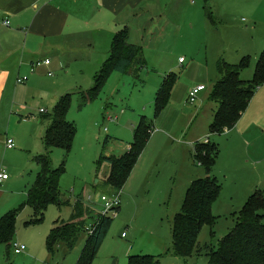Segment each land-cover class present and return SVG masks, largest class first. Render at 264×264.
Listing matches in <instances>:
<instances>
[{
	"label": "rangeland",
	"instance_id": "obj_1",
	"mask_svg": "<svg viewBox=\"0 0 264 264\" xmlns=\"http://www.w3.org/2000/svg\"><path fill=\"white\" fill-rule=\"evenodd\" d=\"M258 19L255 32L257 37L262 38L264 15H259ZM237 22L243 25L248 23L241 19ZM237 26V23L232 21L227 25V30H233ZM201 39L200 34L181 32L176 36L170 50L148 51L147 59L144 56L143 67L138 68L136 65L134 69L125 73L116 71L109 73L96 99L84 105L81 104L82 94L93 86L95 76L101 67L98 69L87 67L84 73L80 68L81 77L78 79H71L69 76L58 79L61 86L67 88L66 92H69L67 121L76 128L72 148L67 154L61 148H53L50 152L52 167H60L64 162V172L59 180L61 199L70 198L72 201L83 196L86 201V197L90 195L92 199L86 203L96 212H101L103 206L100 197L107 193V190H111L103 182L110 165L106 160L99 163L98 158L102 154L117 156L125 145L132 142L134 127L141 119L153 123V132L149 137L153 140L149 142V150L146 153L143 150L137 159L138 162L143 155L141 161L146 158L148 169L140 178L126 184L127 179L119 190L121 206L113 216L92 264L113 262L128 264V257L138 254L152 255L159 264H210L205 251L182 257L170 250V221L175 212L180 210L184 195V191L180 192L173 186V179L175 178L177 183L181 177L182 159L185 155L184 147L179 144L181 141L186 142L197 130L203 129L206 118L209 124L218 105L209 99L213 84L220 78L218 62L212 58L211 51L201 44ZM179 58L182 59L181 62ZM255 62V58L250 54V63L243 70L245 72L253 70ZM170 72L176 74L177 80L172 87L167 105L158 116H155V93L163 76ZM244 73L241 77L245 79ZM58 77L60 76L54 73L53 77L47 79L57 80L54 78ZM199 85H203L205 90L198 94L194 103H190L188 93ZM23 104L33 112L43 108L45 111L41 117L43 122H46L43 116H48L53 109L43 88L25 96ZM201 107L203 110L193 123L190 114ZM14 119L11 125L13 132L21 133L27 121L22 120L19 113ZM207 133L210 138L214 135L209 134L208 127ZM107 136L109 139L104 146L103 141ZM219 136L222 135H217L214 139ZM214 139L213 142L218 144L221 151L209 175L216 176L221 190L212 206V214L216 217L215 223L211 227L203 226L198 236L201 246L209 244L212 247H216L218 240L234 226L235 214L242 207L243 201L239 202L244 198L242 195L245 189L250 187L249 184L254 182L259 184V188L264 192V135L257 132L254 140H247L249 147L246 143L243 146L237 144L241 141L239 136L235 137L234 145L230 144L231 140L224 137ZM4 149L2 146L0 154L2 160ZM7 161H11L9 156ZM3 165L1 161V168L5 169ZM203 171L202 166L193 160V157L190 158L189 172L192 174L201 172L204 176ZM8 173L11 181L16 182L6 190L7 195L0 201V209L6 210L2 216L11 211L16 213L15 239H18V235L23 239L32 238L29 231H34L35 239L37 236L35 231L49 229L58 218L64 221L68 219L70 212L68 205L51 203L37 228L26 227L24 222L30 220L34 212L24 201L16 203L19 199L16 193L21 190L24 181L14 179L15 173L10 169ZM97 180L99 183L95 185ZM124 187L131 188L133 198L126 195ZM87 234V232L80 234L71 253L64 254L58 248L54 253L48 252V261L44 263L43 260V263L54 264L62 260L68 263L78 248H83ZM41 238L39 237L37 241L40 242ZM60 246L62 249L67 248L65 244ZM43 251L47 254L45 247ZM13 257L12 253L10 260ZM78 258L79 255L76 256L74 264Z\"/></svg>",
	"mask_w": 264,
	"mask_h": 264
},
{
	"label": "crops",
	"instance_id": "obj_2",
	"mask_svg": "<svg viewBox=\"0 0 264 264\" xmlns=\"http://www.w3.org/2000/svg\"><path fill=\"white\" fill-rule=\"evenodd\" d=\"M208 12L211 13V20L207 17ZM259 15H264V0H0V154L1 147H5L4 158L0 159V171L6 169L8 175L7 179L0 181V201L7 195L6 190L16 182L11 181L8 169L15 173L14 179L24 181L23 187L16 193L19 197L16 203L26 201L27 192L39 171L35 157L44 150L42 138L49 121L47 115L43 116L46 122L41 121L45 113L43 108L33 112L23 104L25 96L43 88L50 105L54 106L60 96L69 93L58 79L68 76L71 79H78L81 77L80 68L84 73L87 67L94 69L101 67L109 57L114 34L120 30L126 31L128 43L141 47L143 59L144 56L147 59L148 51L170 50L177 35L189 32L202 36L201 44L211 51L215 62L222 59L228 63H237L243 56L250 54L257 62L260 52L264 49V37H257L255 32ZM240 19L247 21V25L238 23ZM4 20L8 21L7 25L3 24ZM232 21L238 26L233 30H227V25ZM44 59H48L49 64L41 65L31 72L32 63ZM181 60L179 58L180 62ZM244 72V70L240 72V79L250 80L254 68ZM54 73L60 76L54 78L57 80L47 79L53 77ZM243 73L245 79L241 77ZM21 76H26L27 79L18 83L17 78ZM202 110L203 107L195 109L194 113L190 114L193 123ZM215 110H212L213 116ZM17 113L21 115L22 120L27 121L21 133L13 132L11 127ZM208 121L206 118L205 130L204 128L197 130L186 142L181 141L179 144L184 147L185 155L182 159L181 177L177 183L175 178L173 179V186L180 192L184 191L183 194L194 179L206 175L204 171L202 172L204 176L201 172L194 174L189 172L190 158L193 157L196 142L206 140L213 142L215 136L222 135L215 139L224 137L231 140L230 144L234 145L235 137L239 136L241 141L237 144L243 146L246 143L249 147L247 140H254L257 132L264 135V84L254 92L246 110L232 129L214 134L215 136L212 135L210 138L207 133L210 124ZM8 139L13 141L11 148L7 147ZM152 140L149 139L144 153L148 152L149 142ZM129 147L130 143L125 145L117 156ZM8 156L10 162L7 161ZM142 158L143 155L134 166L126 184L140 178L148 169L146 158L141 161ZM1 161L5 169L1 168ZM212 177L216 179L215 175ZM98 183L97 180L94 184ZM249 186L239 203H242L241 201L245 203L251 193L261 190L259 184L255 182ZM124 190L128 197H134L131 188L124 187ZM79 197L83 199V196ZM69 200L71 201L70 198ZM68 206L69 219L72 207ZM5 212L6 210L0 209V217ZM57 220L61 221L59 218ZM55 221L49 229L35 231L37 235L35 239L34 231H29L32 238L23 239L21 235H18V239L14 237V241L26 246L22 253L15 254L10 245L0 243V264L46 263L49 255L45 240ZM39 224L25 226L37 228ZM39 237H42L40 242L37 241ZM44 247L47 254L43 251ZM58 248L64 254H69L73 250L62 249L60 245ZM82 249L79 247L68 263L62 260L54 264H74L76 256L80 255ZM12 253L14 257L10 260ZM115 260L117 261V258Z\"/></svg>",
	"mask_w": 264,
	"mask_h": 264
},
{
	"label": "trees",
	"instance_id": "obj_3",
	"mask_svg": "<svg viewBox=\"0 0 264 264\" xmlns=\"http://www.w3.org/2000/svg\"><path fill=\"white\" fill-rule=\"evenodd\" d=\"M211 20V13H207ZM250 56H243L237 63L218 62L220 76L212 87L209 99L216 102L212 121L208 130L210 134H221L232 129L242 113L246 110L254 92L264 84V49L260 52L250 80L240 79V72L247 68ZM145 65L142 49L127 41V33L120 30L114 34L110 54L95 76L93 86L82 94L81 104L96 99L105 77L112 71L125 73L135 66ZM177 80L175 73L170 72L162 78L155 93L154 114L158 116L167 105L172 87ZM69 93L59 97L47 116L48 127L42 138L43 152L35 157L39 165L36 180L27 192L25 203L34 212L26 226L42 222L45 211L51 203L70 205L72 214L66 221L56 220L54 227L46 236L45 244L49 253H54L60 244L72 249L82 232H87V239L76 264H92L97 251L109 229L113 217L102 216L95 212L82 199L76 198L73 203L61 199L59 180L64 172V162L60 167L51 165L50 152L53 148H61L66 154L71 150L76 134L75 126L67 121ZM153 132V123L141 119L134 127L133 140L130 147L119 156L101 155L98 162L108 161L109 171L103 182L112 191L120 190L134 168L139 155L144 150ZM107 136L103 145L108 142ZM219 154L218 144L196 142L193 157L202 166L205 176L194 179L187 187L180 210L171 221L170 250L177 256L188 257L205 251L210 264H264V192L256 190L251 193L235 214L232 229L221 239L217 246L209 244L201 246L198 236L203 226H213L216 217L212 214V205L220 194L221 187L209 173ZM233 215V214H232ZM90 225L91 232L87 231ZM16 232V213L11 211L0 218V243L10 245ZM212 233V232H211ZM6 264H9L7 262ZM128 264H159L152 255L138 254L128 257Z\"/></svg>",
	"mask_w": 264,
	"mask_h": 264
},
{
	"label": "built area",
	"instance_id": "obj_4",
	"mask_svg": "<svg viewBox=\"0 0 264 264\" xmlns=\"http://www.w3.org/2000/svg\"><path fill=\"white\" fill-rule=\"evenodd\" d=\"M3 24L7 25L8 21L4 20ZM49 62L50 61L48 59H44V60H41V61L38 60V61L32 63L31 72H33L37 67H39L41 65L49 64ZM26 79H27L26 76H21V77L17 78V82L18 83H22ZM204 88L205 87L203 85H199V86L193 88L192 90H190L189 93H188V101L190 103H194L196 101V99H197V96H198L199 92L202 91ZM41 111H43V110H41ZM205 142H207V140ZM12 146H13V141L11 139H8L7 140V147L11 148ZM7 177H8L7 173L5 172V170L2 169L0 171V181L4 180V179H7ZM91 199H92V197L90 195H88L86 197V201H88V202L91 201ZM100 201H101V204L103 206V210L101 212H97V213L101 214L102 216L113 217L116 214V212L118 211L119 207H120V193H119V190L118 191H112V192L103 193L101 195V197H100ZM87 231L91 232L90 225H88ZM25 249H26V246L24 244L19 243V242L14 241V240L11 242V250H12L13 253H15V254L22 253V252L25 251Z\"/></svg>",
	"mask_w": 264,
	"mask_h": 264
}]
</instances>
